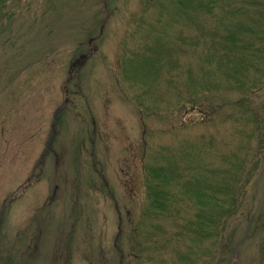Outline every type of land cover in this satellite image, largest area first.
Listing matches in <instances>:
<instances>
[{
	"label": "rangeland",
	"instance_id": "374dc122",
	"mask_svg": "<svg viewBox=\"0 0 264 264\" xmlns=\"http://www.w3.org/2000/svg\"><path fill=\"white\" fill-rule=\"evenodd\" d=\"M152 1L0 0V264H158L130 250L146 153L178 150L171 129L203 115L145 117L121 80L125 42ZM256 106L264 117V89ZM192 127L186 136L211 130ZM229 133L217 130L219 149ZM260 159L250 216L231 222L221 264H264Z\"/></svg>",
	"mask_w": 264,
	"mask_h": 264
},
{
	"label": "trees",
	"instance_id": "16d2710c",
	"mask_svg": "<svg viewBox=\"0 0 264 264\" xmlns=\"http://www.w3.org/2000/svg\"><path fill=\"white\" fill-rule=\"evenodd\" d=\"M134 27L119 73L139 112L164 118L196 110L203 117L171 129L178 150L146 153L131 254L158 264H221L231 222L245 210L250 216L246 192L264 158L256 106L264 89V0H153ZM192 126L211 130L188 137ZM220 126L231 134L222 149ZM209 155L215 158L205 160Z\"/></svg>",
	"mask_w": 264,
	"mask_h": 264
}]
</instances>
